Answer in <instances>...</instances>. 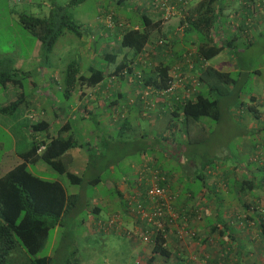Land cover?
Returning a JSON list of instances; mask_svg holds the SVG:
<instances>
[{"label": "crops", "instance_id": "obj_1", "mask_svg": "<svg viewBox=\"0 0 264 264\" xmlns=\"http://www.w3.org/2000/svg\"><path fill=\"white\" fill-rule=\"evenodd\" d=\"M137 1L146 2L143 9L149 15L155 18L160 17V11L156 9L152 1ZM198 1L173 0L176 9L175 15L163 19L159 28L155 30L159 33V37L164 38L163 43L156 42L159 37L155 41L149 40L146 43V49L135 57L131 56V51L128 48L118 49L120 30L106 27L102 15L107 10L100 4L95 12V17L85 26L87 32L84 33L82 25L80 27L81 34L79 36L86 37L81 45L82 67L80 66V69L84 72L96 61V65L100 66L98 64L102 59L101 65L105 68L104 77L93 86L76 85L66 94L63 85L59 86L66 98L75 95L76 101L68 104H51L48 102V95L39 96L34 93L32 99L31 96L27 99V110L20 117L13 119V123L9 126H17L21 132L24 130L29 133V140L25 147L18 148L17 140H13V150L19 157L17 162L23 159L21 153L29 147L33 136L31 126L39 120L47 122L48 125L45 130L37 131V138L44 137L46 133L57 135L61 132L64 137L73 135L76 144L67 149L71 156L69 170L78 175L86 171L89 156H87L86 148H83L82 142L74 135L73 119L83 122L90 116H96L97 126L94 137L96 144L93 150H96L98 155L103 156L106 153L118 157L121 156L120 152L122 151H137L138 159L141 160L137 165L131 164L135 167V174L131 179H127L126 174L121 182H114L113 200L104 205L101 204L100 196L94 197L95 200L90 208L91 214L88 213L87 228L84 233L85 237L94 238H106L112 235L117 238L121 237L129 254L127 264H264V238L260 232V222L264 218V163L252 158L255 153L264 155V107L260 108V105L264 106V99L251 94L248 101L240 100L238 104H234L238 111L237 116L242 114V118L236 120L237 122H243L245 109H250L259 120L255 121L254 126L248 130L250 133H255L256 138L251 141L246 138L248 134L245 133L242 141L239 143L238 140L234 146V153L229 154L232 159L229 164L225 159L222 160V157H216V154L199 159L190 148L182 146L183 142H180V139L185 138L188 143L194 141L195 138L192 134L194 127H199L203 132H209L205 121H199V118L187 127L182 123L171 127V122H173L171 105L174 106L175 101L180 99L176 95L181 93V89L175 94H166L161 92L162 88L145 85L144 81L139 82L134 74L132 76L120 72L113 74L115 63L110 59L105 60L107 53H114L115 50H118L116 62L123 60L125 52H127L126 59L133 67L132 73L140 71L141 67L153 66L161 61L169 64V71L171 67L180 64L181 69H188L186 63L182 61L180 54L182 51L194 48L199 53V45L213 42H223L225 43L224 47L230 48L233 46V41L238 38L237 27L244 31L247 28V21L252 20L249 16L250 13L262 15L264 12V0H238L233 10L239 20L235 24L237 26L231 23L229 30L219 32V36L215 38L210 34V29H216V27H212L214 20L211 17L208 24H203L199 28L186 26L188 19L185 14L188 16L190 11L197 9ZM230 4L227 0H216L213 4L207 5V8L215 14L216 7L220 9V12H223L224 8ZM116 15L130 25L140 26L139 20L125 12L121 15L116 13ZM198 32L203 33L207 39H198L196 37ZM225 33L226 35H224ZM222 37L228 39L220 41ZM145 52L148 56H143V60H141V53L145 54ZM206 64H212L220 70L229 71L220 68L218 64L210 63L209 59L206 60ZM199 68L200 65L196 63L189 71L195 73ZM220 88L223 89L224 86L222 85ZM200 89L210 90L207 85L199 83L195 89L190 91L187 98L194 97ZM3 116L8 118L10 115L3 114ZM219 119L220 117L215 120ZM55 122L59 125L53 130ZM6 130L10 132L9 129ZM111 131H114L117 136L113 135ZM126 131H134L135 135L130 139H118V134ZM239 132H244V130L241 129ZM167 141H170L169 148L171 150L169 151L167 148L168 151L167 149L162 151V146ZM87 148L91 149L92 147L87 146ZM244 152L248 153L247 163L241 162L237 157L239 153ZM171 158L175 159L181 170L171 172L165 169L164 161ZM37 161L28 162V166ZM144 161H149L151 165L164 172L166 175L164 182L174 195L173 205L183 216L180 222L186 223L195 230L193 235L183 233L181 236L172 234L168 237L165 245L169 251L166 255L153 251L152 237L139 230V221L135 219L129 209L131 197L134 200L143 198L141 195L143 190L137 183V171L139 165L141 166ZM99 165L95 164L94 167H91L92 170H96ZM182 175H184L188 187H185L182 180L178 179ZM49 179H58L63 183L60 178ZM103 205L109 208L107 217L101 214ZM113 215H117L119 226L120 224L131 225V232H126V229L129 228L125 229V227L104 229L98 225V220H106ZM245 238L247 243L252 244L251 247L245 245Z\"/></svg>", "mask_w": 264, "mask_h": 264}, {"label": "rangeland", "instance_id": "obj_2", "mask_svg": "<svg viewBox=\"0 0 264 264\" xmlns=\"http://www.w3.org/2000/svg\"><path fill=\"white\" fill-rule=\"evenodd\" d=\"M67 1L69 0H0V56L8 55L13 59L14 65L25 70V75L21 77V88L16 87L5 90L0 83V106L16 98L19 90L24 93L26 99H29L30 96L32 99L34 93L39 96L48 95V102L55 105L76 101L75 95L66 98L59 86L64 83V72L69 63L74 62L82 67L81 45L86 37L84 35L81 37L75 32L67 30L58 36L52 50L45 56L40 50V41L37 36L18 20L19 12L46 16L49 14L54 2L65 4ZM227 2L231 4L225 7L223 12H220V9L216 7L212 26L216 29L212 28L213 31L210 29L212 37L216 38V36H219V32L229 30L231 23L237 26L235 24L239 22L233 12L238 0H227ZM100 4L104 6L107 12L112 11L120 15L125 12L141 22L139 11L145 7L146 2H138L137 0H124L121 2L118 0H83L76 5L69 6L70 16L83 26L84 33L87 32L85 26L95 17V12ZM249 16L252 20L247 21V28L244 31L239 30V27H237L238 38L233 41V46L230 48L224 47L218 54L209 59L210 63L218 64L222 69H228L232 76L236 78L234 83H223L224 88L221 89L220 93L217 89L214 91L213 95L221 97L220 119L215 120L207 116L201 117L199 121H205L209 132H203L199 127H194L192 132L195 138L194 141L188 143L185 138H179L180 142H183L182 146L190 148L199 159L216 154V157H222V160L225 159L229 164L232 160L229 154L234 153V146L238 140L239 143L242 141L245 133L248 134L246 138L251 141L256 138V134L250 133L248 130L251 126H254L255 121L259 120L258 117L250 109H245L243 122H237L236 120L242 114L237 116L238 111L235 109L236 105H234L238 104L240 100L248 101L251 94L256 95L258 98L261 97L262 100L264 99V12H262V15L251 12ZM127 26H129V23H127ZM159 36V33L154 32L149 40L155 41ZM196 37L207 39L201 32H198ZM224 38L222 37L220 41L228 39ZM159 39L162 38L159 37ZM184 51L180 54L182 55ZM141 56H148V54L146 52L145 54L141 53ZM101 61L102 59L98 64L100 66H102ZM95 64H97V61ZM261 107H264L263 104L260 105ZM4 117L0 111V174L19 160L13 150V140H17L18 148L25 147L26 142L29 140L27 131L23 130L21 132L17 126L9 127L15 119L13 115L8 116V118ZM96 120V116L93 115L84 119L83 122L76 121V119H73L72 122L74 135L82 142L83 148H86V154L89 156L85 177L90 178L99 175L100 180L96 184L89 182L71 183L65 174L57 172L41 159L29 165L30 170L38 175L46 178L62 179L66 190L69 193L77 192L81 198L80 206L66 214L60 226L50 230L44 246L36 254V256L51 255V264H127L128 262L129 254L120 236V238L113 235L106 238L84 236L87 228L86 220L95 200L94 197L100 196L102 199L101 204L110 203L115 193L114 182H121L126 174V178L131 179L132 175L135 174V167L131 164L137 165L141 160L138 159L137 151L132 150L122 151L120 152L121 156L118 157L106 153L103 156L98 155L96 150H93L96 144L94 139L97 126ZM58 125L59 123L55 122L52 129L54 130ZM6 129H9L10 132ZM241 129L244 132H239ZM111 132L115 135L114 131ZM134 135V131H126L118 134V139H130ZM169 143L170 141H167L162 146V151L169 148ZM87 146L92 148H87ZM170 150L171 148H169ZM237 157L241 162H248V153L246 152L239 153ZM164 162L167 171L181 170L180 165L173 158ZM95 164L96 166L100 165L96 170H92L91 167H94ZM185 177H187L186 174ZM178 179L182 180L185 187H188L184 175L179 176ZM108 209L105 206L102 207L101 214L107 217ZM117 226L112 229L125 227L131 230V225L120 224L119 227ZM244 242L246 246H252L251 243H247L246 238ZM11 255L9 264H23L30 257H33L21 245H18Z\"/></svg>", "mask_w": 264, "mask_h": 264}, {"label": "trees", "instance_id": "obj_3", "mask_svg": "<svg viewBox=\"0 0 264 264\" xmlns=\"http://www.w3.org/2000/svg\"><path fill=\"white\" fill-rule=\"evenodd\" d=\"M83 0H69L65 4L54 2L50 8L49 14L46 16H36L26 12H19L18 18L22 25L29 28L40 41V50L43 55H47L58 38V36L67 30H71L76 34H81V25L76 22L69 13L68 7L76 5ZM119 2L123 0H118ZM216 0H199L197 9L190 11L186 15L187 27H200L208 24L210 17L214 20L215 14L207 7ZM153 5L160 11L156 2ZM212 12V13H211ZM141 16L140 26L133 24L125 26L120 30L118 39V49L128 48L131 56L135 57L138 53L144 51L146 43L150 36L159 28L163 17L155 18L144 11H139ZM116 15V14H115ZM116 17H118L116 15ZM119 18V17H118ZM123 20V19H122ZM124 21V20H123ZM185 21V20H184ZM127 23L126 21H124ZM184 23V22H183ZM188 29L186 28V31ZM116 46V49H117ZM225 46V43H206L198 46L199 54L206 59H210L218 54ZM118 50L114 53H107L108 61L112 60L115 65L113 74L124 73V75H135L139 82L145 85H153L158 88L167 86L169 75V64L163 61L153 66L141 67L140 71H134L127 60V52L124 59L116 62ZM109 57V58H108ZM143 60V56H141ZM139 61V60H138ZM128 66V67H127ZM137 72V73H135ZM25 75V70L14 65L13 59L8 55L0 56V83L5 90L8 88H21V77ZM105 75V68L91 65L86 71H82L77 63H69L63 77V88L66 94L76 85L93 86L99 82ZM197 77L200 83L207 85L209 91L198 90L194 97L176 100V104L171 105L172 120L171 127L177 123L184 124L185 127L195 123L201 117H211L218 119L221 115L220 96L213 95L211 89L222 91L220 86L223 83L236 81L229 71L220 70L212 64L200 66L197 71ZM142 83V84H143ZM187 85H189L187 83ZM16 90V89H14ZM212 93H211V92ZM210 92V93H208ZM28 102L22 91L19 90L18 96L0 106L2 114L13 115L15 119L20 117L27 110ZM251 107V105H249ZM47 122L39 120L34 123L32 128V139L29 147L21 153L22 160L15 163L9 169L0 174V264H9L12 253L18 245H21L26 252L33 255L23 264H51L52 256L40 255L36 256L38 251L44 246L50 230L57 225L62 224L63 217L72 209L80 206V195L77 192L68 193L64 184L58 179H49L39 176L32 172L28 166V162L43 160L57 172L65 174L71 183H97L100 180L99 175L90 178L85 177V172L78 175L69 170V161L71 156L67 149L76 144L73 135L64 137L61 132L57 135L46 133L44 137L37 138V131H43L47 127ZM142 193L145 192V184H138ZM143 198L144 199V194ZM130 208V205H129ZM91 211V210H90ZM177 211V210H176ZM132 212V211H130ZM175 221L166 226L164 231L158 230L153 236V251L166 255L169 251L165 245L166 240L172 234L181 236L177 233L176 226H183L187 229L195 230L182 221V215L179 211ZM134 215V213H132ZM139 221V228L152 227V224L146 219H140L134 215ZM126 229V228H125ZM131 231L126 229V232ZM260 232L264 238V218L260 222ZM193 235V233L188 232Z\"/></svg>", "mask_w": 264, "mask_h": 264}, {"label": "built area", "instance_id": "obj_4", "mask_svg": "<svg viewBox=\"0 0 264 264\" xmlns=\"http://www.w3.org/2000/svg\"><path fill=\"white\" fill-rule=\"evenodd\" d=\"M154 1L160 9L161 17H163V19H167L175 15L176 9L173 0ZM102 17L104 18L106 27L109 29H122L127 26V23L116 17L115 13L112 11H106ZM158 43H163V39H159ZM181 58L182 61L186 63L188 69H181V64L171 67L169 71V82L167 86L162 87L161 92H165L166 94H175V92L181 89V93L177 94L176 97L183 99L187 97L190 91L195 89V87L200 83L197 77V72L190 73L189 70L193 69L196 63L200 66H204L206 64V60L195 49L191 48L184 51ZM187 83L189 85H187ZM252 156L253 159H258L261 163H264V155L255 153ZM137 173V183L145 184V192L143 193L144 199L141 200L135 198L134 200L131 197L129 199V209L140 219H146L152 224V227L149 226L143 229L140 228L139 230L153 238L158 230L164 231L166 226L165 220L168 221L169 225L171 222L175 221L178 216V212L173 205L174 195L171 193L168 185L164 182L166 180L164 172L158 167L151 165L149 161L142 162ZM117 218V215H113L112 217L106 219V221L98 220L97 222L100 227L107 229L118 225L119 222L117 221ZM176 229L179 235H182L183 233L188 234V232L194 234L192 229H187L183 226L178 225L176 226ZM129 232L131 231H128V233ZM164 234L168 235L166 231H164Z\"/></svg>", "mask_w": 264, "mask_h": 264}]
</instances>
